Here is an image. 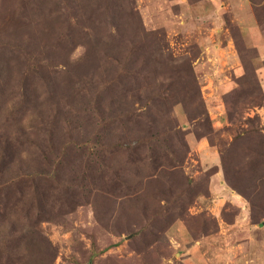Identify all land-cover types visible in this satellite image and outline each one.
I'll use <instances>...</instances> for the list:
<instances>
[{"label":"rangeland","instance_id":"rangeland-1","mask_svg":"<svg viewBox=\"0 0 264 264\" xmlns=\"http://www.w3.org/2000/svg\"><path fill=\"white\" fill-rule=\"evenodd\" d=\"M0 264H264V0H0Z\"/></svg>","mask_w":264,"mask_h":264},{"label":"crops","instance_id":"crops-1","mask_svg":"<svg viewBox=\"0 0 264 264\" xmlns=\"http://www.w3.org/2000/svg\"><path fill=\"white\" fill-rule=\"evenodd\" d=\"M236 64L239 66L240 63H236ZM241 65H242V64H241ZM241 68H242L241 70H242V72H243V67L241 66Z\"/></svg>","mask_w":264,"mask_h":264},{"label":"trees","instance_id":"trees-1","mask_svg":"<svg viewBox=\"0 0 264 264\" xmlns=\"http://www.w3.org/2000/svg\"><path fill=\"white\" fill-rule=\"evenodd\" d=\"M241 64H242V62H241ZM243 65V64H242ZM243 67V66H242ZM243 69H244V67H243ZM244 72H245V70H244ZM254 74V76L256 77V74L255 73H253Z\"/></svg>","mask_w":264,"mask_h":264}]
</instances>
